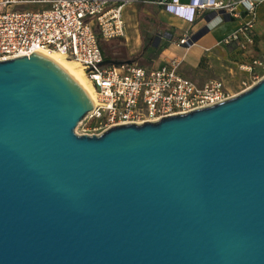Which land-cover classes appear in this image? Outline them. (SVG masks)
<instances>
[{
	"label": "water",
	"instance_id": "95a60500",
	"mask_svg": "<svg viewBox=\"0 0 264 264\" xmlns=\"http://www.w3.org/2000/svg\"><path fill=\"white\" fill-rule=\"evenodd\" d=\"M93 108L47 56L0 62V264H264V78L76 134Z\"/></svg>",
	"mask_w": 264,
	"mask_h": 264
},
{
	"label": "built area",
	"instance_id": "2783aa9c",
	"mask_svg": "<svg viewBox=\"0 0 264 264\" xmlns=\"http://www.w3.org/2000/svg\"><path fill=\"white\" fill-rule=\"evenodd\" d=\"M138 0H0V62L29 57L34 52L56 51L81 65L96 92L94 108L83 121L84 134L100 136L107 130L130 124L158 122L223 103L236 95L222 80L199 86L180 74L182 62L167 60L160 68L138 63L104 64L103 43L125 38L126 14ZM264 0H200L191 21L168 10L170 4L192 6L193 0H159L155 4L189 25L214 17L249 21L223 44H236L246 54L256 47L255 25ZM220 22V23H221ZM194 34L187 31L178 46L191 47ZM264 69L256 59L243 66L252 72Z\"/></svg>",
	"mask_w": 264,
	"mask_h": 264
},
{
	"label": "crops",
	"instance_id": "0c3cea01",
	"mask_svg": "<svg viewBox=\"0 0 264 264\" xmlns=\"http://www.w3.org/2000/svg\"><path fill=\"white\" fill-rule=\"evenodd\" d=\"M158 1L159 0H138L135 5L130 7L133 8L131 10L132 13L134 11H138L139 13L144 12L145 16H149L159 23V26L156 27L155 30L164 31L165 35L164 37L159 36L161 40H158L157 37L158 44L162 46V40L165 38L169 42L168 45L160 49V55L157 59L153 60L150 66L146 67L160 68L167 60L176 58L182 62L180 74L184 77L191 79L199 86H203L211 80H222L226 88L231 91L226 83L227 80L235 77V70L238 69V66L243 68V66L250 64V57L255 60L262 57L264 58V47L262 48V46H264V2L259 6L258 20L255 25L257 43L253 50L258 51V56L256 57L255 54L250 52V57L246 58L247 55L242 54L236 44L230 46L223 44L226 37L234 34L249 21L248 18H245V14L242 15L241 19L223 16V22L210 28L207 34L193 46L187 48L178 46V40L182 38L187 31L195 35L207 27L209 28L207 22L200 20L195 25L191 26L174 14L156 5L155 3ZM228 18H230V21H227ZM131 34L130 36L126 34L124 39L127 41L126 45L130 57H134L142 51L143 37L138 31H133ZM242 63L244 64L240 65Z\"/></svg>",
	"mask_w": 264,
	"mask_h": 264
},
{
	"label": "rangeland",
	"instance_id": "374dc122",
	"mask_svg": "<svg viewBox=\"0 0 264 264\" xmlns=\"http://www.w3.org/2000/svg\"><path fill=\"white\" fill-rule=\"evenodd\" d=\"M133 8H129L127 12V25H128V35H132L131 32L138 31L143 37V47L145 53L139 57L135 63H138L140 66L146 67L150 66L153 60L157 59L160 55V49L169 44L167 39H163V45L161 46L157 42V37L165 35L164 31L155 30V27L148 21L141 20V16L145 13H139L138 11H134L132 13ZM127 41L124 38L112 40L109 42L103 43V49L105 53L115 60H126L127 62L130 57L129 51L127 49ZM161 46V47H160ZM264 46H262L263 48ZM253 53L258 56V51H254L252 48L248 50L246 53L247 57H250L249 53ZM244 54L243 52H241ZM254 58L250 57V64L254 61ZM264 62V58H259ZM244 63L240 64L243 65ZM80 65V64H79ZM80 68L81 65H80ZM235 77H232L230 80H227V86L231 90L230 93L233 95H239L249 88L253 87L260 80L264 78V69L262 67H258L252 72H248L244 70L241 66H238V69L235 70ZM232 76V75H230ZM84 121V120H83ZM83 121L79 123L77 128L75 129V133L78 135L84 134V124Z\"/></svg>",
	"mask_w": 264,
	"mask_h": 264
},
{
	"label": "bare ground",
	"instance_id": "6f19581e",
	"mask_svg": "<svg viewBox=\"0 0 264 264\" xmlns=\"http://www.w3.org/2000/svg\"><path fill=\"white\" fill-rule=\"evenodd\" d=\"M40 54L52 59L60 66H62L68 73H70L78 83L86 90L92 101L96 99V92L91 80L88 78L87 73L83 68H80L79 63L74 60L68 59L56 51H40Z\"/></svg>",
	"mask_w": 264,
	"mask_h": 264
},
{
	"label": "clouds",
	"instance_id": "9594fccd",
	"mask_svg": "<svg viewBox=\"0 0 264 264\" xmlns=\"http://www.w3.org/2000/svg\"><path fill=\"white\" fill-rule=\"evenodd\" d=\"M199 3H200V0H193L192 6H187V5L176 6L174 4H170L168 6V10L174 13L175 15L180 16L181 18L191 21L194 17L195 6L199 5ZM221 21H222L221 17L219 16L214 17L208 26L209 28H213Z\"/></svg>",
	"mask_w": 264,
	"mask_h": 264
},
{
	"label": "trees",
	"instance_id": "16d2710c",
	"mask_svg": "<svg viewBox=\"0 0 264 264\" xmlns=\"http://www.w3.org/2000/svg\"><path fill=\"white\" fill-rule=\"evenodd\" d=\"M141 20H145V21L150 22L155 28L159 26V23L156 22L155 20H153V19H152L151 17H149V16H145V15H143V16H141ZM144 53H145V50L142 49V51H141L140 54H138V55L132 57V59L129 60V61H130L131 63L136 62V60H137L139 57H141ZM105 56H106V60H114V61H117V62L122 63V64H124V63L127 62L126 60H115V59H112V58L109 57L107 54H105Z\"/></svg>",
	"mask_w": 264,
	"mask_h": 264
}]
</instances>
